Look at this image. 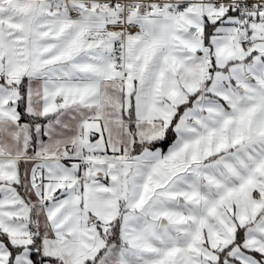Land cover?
<instances>
[{
    "label": "snow or ice",
    "instance_id": "obj_1",
    "mask_svg": "<svg viewBox=\"0 0 264 264\" xmlns=\"http://www.w3.org/2000/svg\"><path fill=\"white\" fill-rule=\"evenodd\" d=\"M0 264H264V0H0Z\"/></svg>",
    "mask_w": 264,
    "mask_h": 264
}]
</instances>
